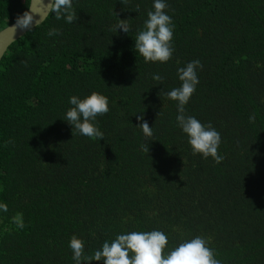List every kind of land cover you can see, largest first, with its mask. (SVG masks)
Returning <instances> with one entry per match:
<instances>
[{"label": "trees", "instance_id": "obj_1", "mask_svg": "<svg viewBox=\"0 0 264 264\" xmlns=\"http://www.w3.org/2000/svg\"><path fill=\"white\" fill-rule=\"evenodd\" d=\"M30 1L0 0V31ZM166 4L174 52L164 63H145L134 49L153 0H73L76 21L51 12L5 54L0 264H74L73 236L83 258L117 234L152 230L167 235L165 251L200 236L220 264H264V0ZM121 19L127 35L113 31ZM53 28L59 35L49 37ZM193 60L203 67L185 115L219 132V163L193 155L165 95ZM93 92L108 99L97 117L103 140L73 135L62 119L70 96ZM138 115L152 126L149 152Z\"/></svg>", "mask_w": 264, "mask_h": 264}, {"label": "clouds", "instance_id": "obj_2", "mask_svg": "<svg viewBox=\"0 0 264 264\" xmlns=\"http://www.w3.org/2000/svg\"><path fill=\"white\" fill-rule=\"evenodd\" d=\"M50 4L51 11L57 20L63 19L66 23L76 21L73 0H50ZM166 7V0H153V10L147 13L148 18L135 37L134 49L137 55L143 57L145 63L167 62L174 52L172 46L174 26L171 17L165 11ZM33 20L34 17L30 11H25L17 17L13 30L18 28L30 30ZM113 31L127 35L130 28L121 19L116 23ZM47 35L52 37L59 35V32L53 28L48 31ZM202 67L199 60H193L184 67H178L177 76L182 83L178 88L167 91L165 95L177 102V126L187 136L193 155L201 154L205 159L212 157L219 163L223 159L218 155V147L221 143L219 132L211 123L203 124L197 118L185 115V105L189 102L199 83L196 70ZM153 79L161 81L162 77L159 74H154ZM68 103L71 107L66 110L62 119L72 127L73 135L78 133L90 139L103 140V133L97 126V117L103 116L109 111L107 97L96 92L83 98L72 95L69 97ZM137 120L141 121L138 126L145 138V144L142 147L149 152L146 141L152 140V126H149L143 115H138ZM249 120L254 122L255 116H250ZM8 210L7 203L0 201V213H7ZM12 222L18 229L25 227L20 214L12 217ZM167 244L168 238L164 232L152 230L150 232L133 231L117 234L115 239L110 242L105 241L91 257L82 258L84 244L76 236L71 238L68 246L72 250L74 264L92 260H103L104 264H220L203 237L195 236L184 240L178 246L165 251Z\"/></svg>", "mask_w": 264, "mask_h": 264}, {"label": "water", "instance_id": "obj_3", "mask_svg": "<svg viewBox=\"0 0 264 264\" xmlns=\"http://www.w3.org/2000/svg\"><path fill=\"white\" fill-rule=\"evenodd\" d=\"M28 11H30L34 17V20L30 25V30L18 28L14 31L13 25L15 24V21L0 31V62L3 60L5 54L12 44H14L32 29L42 25L47 20L52 12L50 0H31Z\"/></svg>", "mask_w": 264, "mask_h": 264}]
</instances>
